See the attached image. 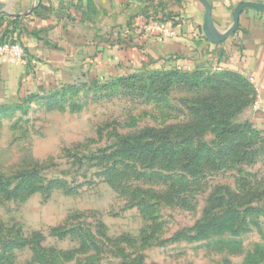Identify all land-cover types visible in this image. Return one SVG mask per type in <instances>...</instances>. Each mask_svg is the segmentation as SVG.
<instances>
[{
	"label": "rangeland",
	"instance_id": "374dc122",
	"mask_svg": "<svg viewBox=\"0 0 264 264\" xmlns=\"http://www.w3.org/2000/svg\"><path fill=\"white\" fill-rule=\"evenodd\" d=\"M136 1L153 33L177 13ZM136 70L0 108V264H264L252 82Z\"/></svg>",
	"mask_w": 264,
	"mask_h": 264
},
{
	"label": "crops",
	"instance_id": "0c3cea01",
	"mask_svg": "<svg viewBox=\"0 0 264 264\" xmlns=\"http://www.w3.org/2000/svg\"><path fill=\"white\" fill-rule=\"evenodd\" d=\"M176 1L177 22L161 25L174 35L164 37L134 14L136 0H0V42L12 29L10 39L20 38L28 58L21 64L0 57V108L141 67L207 63L252 80L258 110L248 113L264 123V0Z\"/></svg>",
	"mask_w": 264,
	"mask_h": 264
},
{
	"label": "built area",
	"instance_id": "2783aa9c",
	"mask_svg": "<svg viewBox=\"0 0 264 264\" xmlns=\"http://www.w3.org/2000/svg\"><path fill=\"white\" fill-rule=\"evenodd\" d=\"M156 31L164 37L173 36L174 32L168 31L162 26H157ZM0 57L5 58L6 60L14 63H27V55L25 52L24 47L20 43H11V42H4L0 43ZM252 82V80L250 79ZM253 83V82H252Z\"/></svg>",
	"mask_w": 264,
	"mask_h": 264
},
{
	"label": "trees",
	"instance_id": "16d2710c",
	"mask_svg": "<svg viewBox=\"0 0 264 264\" xmlns=\"http://www.w3.org/2000/svg\"><path fill=\"white\" fill-rule=\"evenodd\" d=\"M3 19V18H2ZM176 20H178L177 19V17L176 16H171L170 18H169V20L168 21H166V23H176L177 21ZM16 21L17 20H11V21H9V25H15L16 24ZM13 32V30L12 29H9V30H7L6 32H5V34H4V36H2V38H1V42L0 43H4V42H11V43H20L21 45H22V43L20 42V38H19V40L18 39H16V40H12V39H10V34ZM19 37H20V33H19ZM19 41V42H18ZM23 46V45H22ZM24 47V46H23ZM171 70L172 71H174V70H176V69H172L171 68ZM170 72V71H169ZM231 72V71H230ZM231 73H234V74H236V72H231ZM120 79H123V78H117V79H114V80H110V81H118V80H120ZM66 87H68V86H66ZM34 96H37V95H30V96H27L24 100H22V102L23 101H26V100H30L32 97H34ZM238 100H240V101H243L240 97H236ZM228 99H226V101H227ZM228 102V101H227ZM230 102H235V101H230ZM239 102V101H238ZM245 102V101H244ZM245 105H247V104H245ZM245 105H243L241 108H243ZM240 108V109H241ZM229 110L231 109V108H228ZM228 123H230V122H228ZM226 131H230L229 129H226ZM137 151H139V149H131L130 150V154H129V156L130 155H135V154H137Z\"/></svg>",
	"mask_w": 264,
	"mask_h": 264
},
{
	"label": "water",
	"instance_id": "95a60500",
	"mask_svg": "<svg viewBox=\"0 0 264 264\" xmlns=\"http://www.w3.org/2000/svg\"><path fill=\"white\" fill-rule=\"evenodd\" d=\"M240 10H241V6H239V7L237 8V13L240 12Z\"/></svg>",
	"mask_w": 264,
	"mask_h": 264
}]
</instances>
